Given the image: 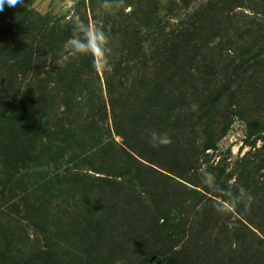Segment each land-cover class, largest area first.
<instances>
[{
	"label": "trees",
	"instance_id": "trees-1",
	"mask_svg": "<svg viewBox=\"0 0 264 264\" xmlns=\"http://www.w3.org/2000/svg\"><path fill=\"white\" fill-rule=\"evenodd\" d=\"M115 1L109 0L108 5L116 4ZM179 1L185 6L188 4L187 0ZM234 1L241 3V0H231ZM254 1L258 5L256 9L264 10V0ZM227 3L228 0H220L202 5L189 19L178 20L176 26L162 25L156 10L158 5L154 3L152 7L147 5V11L142 8L132 13L136 20L134 26L121 22L110 27L104 25L99 31L95 28L94 39L87 14L77 13L69 22L62 23L40 18L18 4H4L0 11V248L9 251L15 246L12 232L21 230L27 223L44 235L45 241L51 230L65 241L77 239L82 263H89L92 244L116 248L121 264H138L140 257L155 258L158 264L179 263L180 252L188 249L189 237L186 238L184 227L189 210L198 209L192 214L202 219L208 202L203 196L197 199L199 194L192 191L178 193L177 187L170 185L171 177L145 167L137 159L144 156L130 144V138L139 141L137 137L145 119L148 125L171 124L176 133L170 137L174 148L165 151L170 152L168 157L159 146L157 157L168 171L181 179L196 169L195 140L191 138L193 143H188L189 149L181 154V134L194 135V119L200 123L202 111L222 95L216 91L220 75L214 59L220 61L226 55L224 74L227 76L231 70L235 81L238 77L236 71L241 58L231 56L234 53L236 56L235 34L226 39L231 30L230 20L236 14L229 16L232 10ZM91 11L94 15V10ZM237 23L243 27L254 26V42L264 45L261 22ZM233 24L235 29V21ZM238 31L236 28L235 32ZM117 37L119 42L115 44ZM89 45L91 52L85 51ZM117 53L120 54L118 61L115 60ZM133 61L137 63L134 67ZM188 61L193 63V69L187 68ZM97 62L101 65L104 83ZM126 100L134 103L131 110L124 108ZM162 133L171 132L165 128ZM113 135L123 140L118 149L113 148ZM113 152L117 156L111 157ZM107 160L120 171L125 168L118 176H132L145 190L137 192L131 185L123 192L117 189V194L114 190L119 202L128 206L126 210L120 208L119 217L114 215L120 223L118 233L99 221L86 225L88 221L80 217L82 211L78 209L82 205L67 204L65 193L55 189L80 184L83 201L96 197L104 181L93 179L87 171L103 174L101 167ZM121 165L124 166L121 168ZM35 179L39 183L30 188L31 196L36 199L32 206L25 194ZM18 190L24 196H17ZM46 190L57 191L59 195H50L46 203L37 207L39 199L46 197ZM36 192L42 197H36ZM193 206L197 209L192 210ZM72 209H77L78 220H73ZM170 210L182 216L176 225L165 218ZM128 214L134 215L137 223L124 231L126 223L122 216ZM14 224L17 227L11 230ZM240 234L235 229V261L246 264L243 254L247 237ZM258 245L261 248L264 241L258 240ZM238 250H242L240 259L236 258ZM46 254L49 253L42 251L43 259L35 256L22 264L44 261ZM11 259L12 256L3 254L0 264H21L10 262Z\"/></svg>",
	"mask_w": 264,
	"mask_h": 264
},
{
	"label": "rangeland",
	"instance_id": "rangeland-1",
	"mask_svg": "<svg viewBox=\"0 0 264 264\" xmlns=\"http://www.w3.org/2000/svg\"><path fill=\"white\" fill-rule=\"evenodd\" d=\"M217 1L220 0H187L186 6L179 0H116L114 5H108L109 0L107 2L104 0H19L17 4L40 18L55 19L62 23L69 22L77 13L87 14L92 39H94L95 28L99 31L104 25L110 27L113 23L121 22L134 26L136 20L132 13L142 8L147 11V5L151 7L154 3L158 5L156 10L159 11V20L162 21V25L176 26L178 20H183L186 17L189 19L194 10L199 9L200 6L207 5L209 2L215 4ZM227 5L232 10L231 14L229 11V16L232 17L236 14V18L234 16L230 20V22L232 21L231 30L226 39L235 34L236 56L235 53L231 56L241 58L236 71L238 77L235 81V74L231 70L227 71V76L224 74L225 64L223 62L226 61V57H224L226 55L223 54L220 61L214 59L215 69L220 75L216 81V91L222 95L210 108L207 107L202 111L200 123L194 119L193 123L196 124L194 135L190 132L181 134L183 135L181 154L189 149L188 143L191 142V138H193L192 141L195 140L193 162L198 161L196 169L187 173L185 179H181L168 171L163 166L165 163L157 157L159 146L154 147L153 143H157L163 135H166L170 140L171 135L176 134L175 131H172L171 124L160 127L154 122L148 125L149 121L145 119V125L141 127L137 137L139 141L137 142L134 137L130 138V144L144 156L142 157L144 159L139 157L137 159L145 167L171 177L173 182L170 185L174 188L177 187L178 193L192 191L199 194L196 196L197 199L203 196L208 202L201 214L202 219L193 216L192 213L198 211L197 208H194L195 206L192 207V210L197 209L195 212L189 210V218L184 227L186 229L185 236L189 237L188 249L180 252L181 258L177 264H239L235 261V251H237L235 250V229H239L241 236L246 235L247 237L244 239L243 254L246 264H264V246L259 248L258 245V240L264 241V45L259 46L254 42V26L243 27L241 23H237L244 21L247 24L255 21L261 22L264 26V10L256 9L258 5L254 0H241V3L238 4L228 0ZM91 10H94V15ZM210 17L213 16L210 15ZM234 21L235 29H239L238 32H235ZM118 38H116L115 44H118ZM116 47L114 46V48ZM119 56V53L115 54L116 61L119 60ZM256 63L258 64L255 65ZM186 64L188 69L194 68L192 62L188 61ZM135 65L137 63L133 61L131 66ZM97 68L102 83H104L101 65L98 62ZM133 104L126 100V107H124L126 111L131 110L130 107ZM129 119L133 123V119ZM165 128L171 133H162ZM113 139L115 141L113 148L118 149L123 144V140L117 135H113ZM173 144V141L170 140L167 145L160 146L162 153L170 157V152L165 151L172 150ZM181 154L179 155L181 156ZM113 156H117V154L113 152L111 157ZM123 166L121 165V168ZM101 168L104 170L101 172L103 174L95 173L91 169L87 171V175L93 179L99 178L104 181L101 183L100 194L94 193L96 197H90L87 202L82 199L83 193L79 189L80 184L66 187L64 185L57 186L55 189L65 193L64 200L67 204L72 205L79 202L82 205L78 209L82 211L80 217L84 216L88 221L86 225L92 226L93 223L99 221L118 233L120 223L117 217L121 215L120 208L123 207L126 210L128 206L119 202L116 190L123 192L128 185H131L137 192L145 190L140 186L139 181L133 180L132 176H118L120 172L126 171L124 167L120 171L118 166H113L107 160V164ZM41 171L46 172L45 169ZM31 173L24 172L26 175H31ZM189 180H193L194 183ZM36 182L37 179L32 180L31 184L27 186L25 194L32 206H35L36 199L31 196L30 188ZM93 184L95 185V183ZM148 186L151 185L148 184ZM16 194L24 196V193L19 190ZM37 195L40 194L36 192L35 196L37 197ZM50 195L58 196L59 194L54 190H46V197L39 199L36 206L46 203L50 199ZM249 197H251L250 201ZM177 200L179 202V198ZM53 203L57 204V201L53 200ZM134 209L133 207L132 210L134 211ZM104 212L105 214H103ZM52 213L51 215L54 216V212ZM71 213H77V209H72ZM73 216V220H78L76 214ZM111 218H115V220L111 221ZM122 218L126 223L124 231L128 226L134 227L137 223L134 215L128 214ZM165 218L170 220V224L176 225L177 219H181L182 216L178 212L170 210L166 213ZM1 224L5 223L1 221ZM16 227L15 224L12 225L11 230ZM53 231L49 232L48 241H45V236L41 235L35 227L24 223L21 230L17 229L16 232H12L14 233L15 246H12L9 251L0 248V259L5 254L7 257L12 256L10 262L14 260L15 263L22 264L32 261L35 256L38 259H43L41 252L45 251L52 256V260L49 259V254H46L45 260H35L39 261L36 264H109V261L111 264H121L122 259H120L116 248L110 249L107 245L104 248L97 247L95 244H92L91 247L89 263L87 261L82 263L83 255L78 252L77 239L76 241L73 239L65 241L62 237L57 238L58 234ZM53 236L55 237L53 238ZM20 241L22 243H19ZM47 246H51V249H47ZM185 246L186 243L182 248ZM241 251L238 250L236 253L237 259H240ZM187 254L188 256H186ZM139 259L141 262L138 264L142 261L158 264L155 258L140 257Z\"/></svg>",
	"mask_w": 264,
	"mask_h": 264
},
{
	"label": "clouds",
	"instance_id": "clouds-1",
	"mask_svg": "<svg viewBox=\"0 0 264 264\" xmlns=\"http://www.w3.org/2000/svg\"><path fill=\"white\" fill-rule=\"evenodd\" d=\"M19 2V0H0V11L3 10V6L5 3H7L10 6H13L15 4H17ZM77 52H80L79 49L76 50ZM85 51H89L91 52V48L90 45L87 47V49ZM170 142L169 138L166 135H163L162 137L159 138L158 143H153V146H163V145H167ZM251 200V197H249V201Z\"/></svg>",
	"mask_w": 264,
	"mask_h": 264
}]
</instances>
